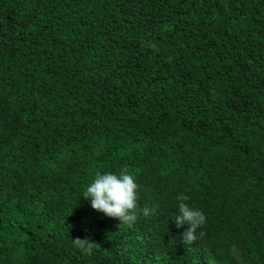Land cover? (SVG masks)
Instances as JSON below:
<instances>
[{
    "label": "trees",
    "instance_id": "obj_1",
    "mask_svg": "<svg viewBox=\"0 0 264 264\" xmlns=\"http://www.w3.org/2000/svg\"><path fill=\"white\" fill-rule=\"evenodd\" d=\"M0 264H264V0H0Z\"/></svg>",
    "mask_w": 264,
    "mask_h": 264
},
{
    "label": "clouds",
    "instance_id": "obj_2",
    "mask_svg": "<svg viewBox=\"0 0 264 264\" xmlns=\"http://www.w3.org/2000/svg\"><path fill=\"white\" fill-rule=\"evenodd\" d=\"M137 189L134 176L126 169L97 172L86 186L83 197L93 209L118 218L121 223H128L136 219ZM178 200L175 206L177 211L172 213V219L177 228L188 226L180 235L183 243L190 244L196 239L197 229L205 225L207 218L201 209L185 202L187 197H180ZM143 211L148 215V208ZM85 242L83 239H74V243L82 248ZM84 250L87 251L88 248Z\"/></svg>",
    "mask_w": 264,
    "mask_h": 264
},
{
    "label": "rangeland",
    "instance_id": "obj_3",
    "mask_svg": "<svg viewBox=\"0 0 264 264\" xmlns=\"http://www.w3.org/2000/svg\"><path fill=\"white\" fill-rule=\"evenodd\" d=\"M80 208H81V210H85L86 209L85 204L81 205Z\"/></svg>",
    "mask_w": 264,
    "mask_h": 264
}]
</instances>
